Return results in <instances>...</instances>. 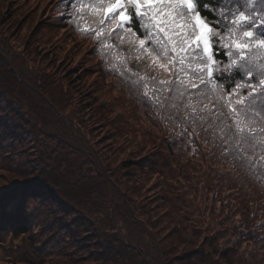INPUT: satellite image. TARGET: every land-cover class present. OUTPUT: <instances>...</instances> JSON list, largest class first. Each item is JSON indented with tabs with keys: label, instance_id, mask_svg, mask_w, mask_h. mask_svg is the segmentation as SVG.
I'll list each match as a JSON object with an SVG mask.
<instances>
[{
	"label": "trees",
	"instance_id": "obj_1",
	"mask_svg": "<svg viewBox=\"0 0 264 264\" xmlns=\"http://www.w3.org/2000/svg\"><path fill=\"white\" fill-rule=\"evenodd\" d=\"M51 1L0 0V244L25 241L11 264H264V49L244 75L233 46L255 30L221 19L214 88L207 65L141 52L135 16L120 30L99 0ZM223 6L202 14L264 16Z\"/></svg>",
	"mask_w": 264,
	"mask_h": 264
},
{
	"label": "snow or ice",
	"instance_id": "obj_2",
	"mask_svg": "<svg viewBox=\"0 0 264 264\" xmlns=\"http://www.w3.org/2000/svg\"><path fill=\"white\" fill-rule=\"evenodd\" d=\"M77 2L79 0H73V3ZM252 2L254 0H244L245 4ZM255 2L264 4V0H255ZM227 3H231V0H223L222 7L217 10L210 8L207 3L201 6V0H99L92 7V11H99L103 17H108L110 22L118 20L120 30L130 25L135 16L143 32V38L139 39L141 52L151 48L166 59H172L175 56L176 63L181 66L186 59L196 60L202 65H207L208 77L212 76L213 69L219 63L215 60L216 49L224 47L220 36L221 19L237 30L253 28L255 31H241V36L245 39L233 41L238 58L244 61L235 66L237 72L247 75L251 69L246 68L248 59L243 53L253 42L260 49H264V31H260L264 28V16L249 20L244 11L230 9L226 15H217L213 21L202 14L205 9L223 14V5ZM81 6L83 7V4ZM130 8L131 12H129ZM229 16L232 19H229ZM258 21L261 23L258 24ZM231 51V48L226 49L224 55L230 58ZM258 76H264V66L260 67ZM257 82L264 83V80L258 78ZM259 95L264 96V90ZM240 131L242 132L243 129Z\"/></svg>",
	"mask_w": 264,
	"mask_h": 264
},
{
	"label": "rangeland",
	"instance_id": "obj_3",
	"mask_svg": "<svg viewBox=\"0 0 264 264\" xmlns=\"http://www.w3.org/2000/svg\"><path fill=\"white\" fill-rule=\"evenodd\" d=\"M54 3H57L56 0H52L51 2H49L48 7H51L52 4H54ZM87 48H88V46H86V49ZM86 49H83L82 51H84ZM144 61H146V60H144ZM141 63L142 62H139V60H138V62H134L132 64L133 70H135V71L139 70L140 67H138V66ZM210 81L213 83V80L212 79H210ZM218 98H219L220 103L223 104V106H224V101L221 98V96L218 95ZM6 105H7V103H3V106L5 108H6ZM16 105L21 107L20 104H16ZM42 140H44V142L46 141L45 138H43ZM10 235L11 234H6V236L4 238V240L7 239V241H5L6 244H4V243H1L0 244V261H1L0 264H11V261L15 260L12 255H16V252L18 251V249L20 248V246L22 244H24V242H25L24 241V242L21 243L22 238L15 239L14 241L13 240L10 241V239H11V236ZM7 236H8V238H7ZM6 250H7L8 253L6 252Z\"/></svg>",
	"mask_w": 264,
	"mask_h": 264
}]
</instances>
